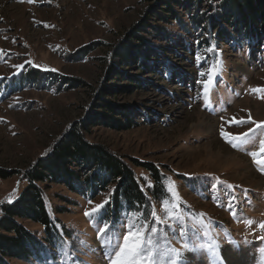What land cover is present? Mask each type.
Returning <instances> with one entry per match:
<instances>
[{
    "label": "rangeland",
    "instance_id": "obj_1",
    "mask_svg": "<svg viewBox=\"0 0 264 264\" xmlns=\"http://www.w3.org/2000/svg\"><path fill=\"white\" fill-rule=\"evenodd\" d=\"M157 5L163 8L158 0H0V168L12 172L0 178V216L1 205L9 202L13 190L11 201L26 186L22 172L47 154L69 126L100 112L102 100H108L130 105L132 114L127 119L117 117L124 123L131 120L132 127L115 130L89 122L86 139L107 147L129 164L135 159L159 168L165 188L174 184L179 194L188 232L200 229L198 221L210 228L219 240L223 264H261L259 250L264 241L258 237L264 236V230L257 225L264 221V171L248 153L264 156L259 152L264 131L257 130L254 142L241 149L233 148L221 129L238 135L255 128L251 122L230 123L233 117L247 120L250 115L253 121H264V93L251 91L264 89V49L260 45L232 47L218 36L221 54L216 59H222L223 71L207 96H201V81L207 80L201 73L213 63L207 57L198 64L197 36L188 41L176 39L173 45L168 42L161 54H148L143 67L114 63L112 48L143 21L179 32L175 23L164 24L148 13ZM167 62L172 69L164 66ZM31 68L65 82L46 83L47 88L26 86L12 93L2 89L13 83L7 78ZM128 75L141 81H131ZM75 80L78 85H73ZM133 168L139 179L151 182L146 169ZM40 187L50 218L70 237L59 244L52 258L41 263L14 260L12 264H108L94 222L85 212L105 201L113 186L93 200L61 184ZM163 199L153 204L161 215ZM249 219L254 223L246 226ZM115 223H126L123 213ZM24 224L41 233L38 225ZM160 227L166 229L171 246L180 248L179 227L174 237L173 229ZM228 234L233 243L228 242ZM81 240L94 251L83 247ZM185 259L189 264H209L203 253L188 252Z\"/></svg>",
    "mask_w": 264,
    "mask_h": 264
},
{
    "label": "trees",
    "instance_id": "obj_2",
    "mask_svg": "<svg viewBox=\"0 0 264 264\" xmlns=\"http://www.w3.org/2000/svg\"><path fill=\"white\" fill-rule=\"evenodd\" d=\"M158 3L163 8L157 5L149 8L148 13L164 24L175 23L179 32L175 33L162 24L152 27L147 20L143 21L112 48L110 57L114 63H137L143 67L148 54H161L168 48V42L173 45L176 39L188 41L192 36L201 37H196V48L201 57L198 64L204 59L206 61L207 57L213 63L216 55L221 54L217 46L218 36L232 47L260 45L264 49V0H158ZM156 40L162 43L155 44ZM213 46L214 50L209 51ZM164 66L168 70L173 67L170 62ZM128 78L134 82L141 81L133 75H128ZM7 79L13 83L4 85L2 89L6 93L17 92L26 86L43 88L46 83L65 82L64 78L60 80L54 74L36 68L19 71ZM73 83L78 85L76 80ZM102 93H107V89ZM100 106L103 110L80 123H73L47 154L28 166L22 172L26 186L15 200L1 205L0 264H12L14 260L41 263L52 258L53 252L59 250V244L70 237L57 220L50 218L40 184H61L86 200H93L112 185L108 203L103 209V222H116L122 213L124 215L134 209L148 216L154 202L167 197L165 176L159 168L135 159H130L132 164H129L107 147L86 139L84 130L89 122L115 130L128 129L133 125L131 120L124 123L117 117L127 119L132 114L130 105L102 100ZM133 166L146 169L151 182L139 179ZM11 175L12 172L0 168V178ZM25 221L38 225L41 233L32 231L24 224Z\"/></svg>",
    "mask_w": 264,
    "mask_h": 264
},
{
    "label": "snow or ice",
    "instance_id": "obj_3",
    "mask_svg": "<svg viewBox=\"0 0 264 264\" xmlns=\"http://www.w3.org/2000/svg\"><path fill=\"white\" fill-rule=\"evenodd\" d=\"M32 2V0H29ZM209 49V51H213ZM2 51V50H0ZM219 55V54H218ZM201 57L197 55L199 61ZM14 67L22 68L23 65H16ZM223 71L222 59H216L212 65H210L208 71L202 72L201 76L207 75V80H202L203 90L201 96H207L210 92L215 79L220 76ZM251 91L256 93H264V89L257 88ZM264 98V97H262ZM205 106H208L206 100ZM251 122L255 125V128H249L247 132L233 135L224 132L221 129V135L231 144L233 148H243L245 145L251 144L255 140L254 133L257 130L264 131V121H253L249 115L247 120L240 118H232L230 123L240 125ZM260 153H264V139L260 141ZM253 159V162L257 165L258 169L264 171V156H260L258 152H249ZM151 185L149 184V187ZM229 187H231L229 185ZM168 197L161 201V215L153 208L150 215L145 216L144 212L139 209H134L124 214V220L126 223H122L117 226L115 221H104L101 227V219L103 215V209L108 203V200L102 201L100 204L95 205L91 210L85 212V216L93 220L97 229L96 239L99 241L104 249L105 256L108 260V264H189L185 259V254L188 252L203 253L209 257V264H223V259L219 255L220 244L219 240L211 233V229L204 227L202 221L197 223L200 225V229H193L191 233L188 232L187 225L184 224V215L179 207L180 197L175 192L174 184L166 187ZM15 194L9 196V202ZM235 199V197H233ZM91 203V201H89ZM229 208H232V204L229 203ZM203 216L204 214H199ZM236 213L233 211V216ZM152 220L153 223L149 224L148 220ZM171 222H175L171 223ZM254 223L253 220H245L246 226H250ZM160 225H166L168 229H173L171 235H176L175 228L179 227V237L183 241L180 248L171 246V241L168 238L166 229L161 228ZM258 228L264 230V221L257 225ZM124 232L121 240V233ZM228 242L233 243L230 234L227 236ZM261 241H264V236L258 237ZM67 243V242H66ZM83 246L91 249V245L85 240L79 241ZM245 243H248L247 239ZM238 246V245H237ZM262 260L261 264H264V248L259 250Z\"/></svg>",
    "mask_w": 264,
    "mask_h": 264
}]
</instances>
